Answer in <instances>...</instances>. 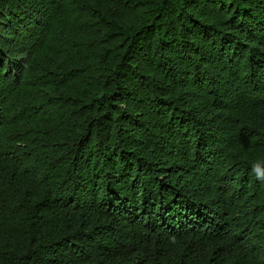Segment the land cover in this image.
<instances>
[{"label": "trees", "instance_id": "16d2710c", "mask_svg": "<svg viewBox=\"0 0 264 264\" xmlns=\"http://www.w3.org/2000/svg\"><path fill=\"white\" fill-rule=\"evenodd\" d=\"M257 161L264 0H0V264H264Z\"/></svg>", "mask_w": 264, "mask_h": 264}, {"label": "clouds", "instance_id": "9594fccd", "mask_svg": "<svg viewBox=\"0 0 264 264\" xmlns=\"http://www.w3.org/2000/svg\"><path fill=\"white\" fill-rule=\"evenodd\" d=\"M262 164H264V161H257L256 163H253L251 165V172L253 175H255L256 179L264 182V171H262Z\"/></svg>", "mask_w": 264, "mask_h": 264}]
</instances>
